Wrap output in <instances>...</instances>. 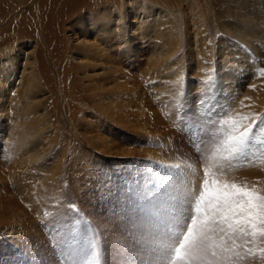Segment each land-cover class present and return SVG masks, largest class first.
<instances>
[{
  "label": "rangeland",
  "instance_id": "374dc122",
  "mask_svg": "<svg viewBox=\"0 0 264 264\" xmlns=\"http://www.w3.org/2000/svg\"><path fill=\"white\" fill-rule=\"evenodd\" d=\"M35 1L0 0V12L28 14ZM190 1L157 0L181 39L172 58L185 69L187 105L195 113L176 114L179 96L156 93L159 84L167 89L156 74L162 49L160 40L153 45L157 38L144 39L138 60L124 62L123 54L115 59L129 68L143 96L121 111L122 120L109 121L115 130L105 134L120 135L114 136L117 143L108 139L114 142L110 151L99 148L90 126L78 124L80 95L59 80L57 60L48 61L56 46L33 48L35 60L32 47L24 46L29 55L21 63L35 61L38 69V60L47 58L49 84L42 83L34 96L40 105L34 111L44 115L40 126L30 123L26 129L16 119H1L0 264H179L175 249L192 217L202 219L208 207L200 202L196 211L204 179L210 188L235 184L264 195V0ZM4 33L0 44L9 39L10 32ZM24 40L37 45L33 36ZM37 51L43 55L38 60ZM95 112L92 119L106 127L104 115ZM245 131L244 144H237L234 138ZM20 136L31 139L25 150L16 149ZM222 227L208 233L217 256L209 253L204 264H264V233L253 236L248 226L242 235Z\"/></svg>",
  "mask_w": 264,
  "mask_h": 264
},
{
  "label": "bare ground",
  "instance_id": "6f19581e",
  "mask_svg": "<svg viewBox=\"0 0 264 264\" xmlns=\"http://www.w3.org/2000/svg\"><path fill=\"white\" fill-rule=\"evenodd\" d=\"M35 2L28 14L25 12L18 13L20 9L14 10L12 14L0 12V27L5 25V27L0 29V34L4 35V32H10L9 39L4 44H0V134L3 133L5 126L1 124V119H4L3 117L6 118L7 122L16 119L18 125L20 127L25 126L26 129L30 123H36L37 126H40L44 117L40 111H34L40 106L34 96L42 83L49 84L45 78V74H50L45 66L47 58L43 61L38 60L43 55L41 51H37L38 69H35V61H31L26 65L25 63H21L20 60L22 61L29 55L24 48L26 45L32 47L30 48V54L33 56V60L36 59L32 50L33 48L37 49L38 46L42 48V44L49 48L53 47V45L56 46L55 51L51 49L47 54L50 57L48 61H53L54 58L57 60L54 61V69L58 72L59 80L64 81L63 85L69 83L68 87H71L72 91H77L78 95H80L77 97L78 101H75V104H77L76 102L79 104L75 111L78 124L80 127L82 125L90 126L91 130H94L95 133L92 134V137L98 138L96 142L99 144L100 149L110 151L111 147H114L110 143H117V141H114V136L116 138L120 137V135H116L119 134L117 132L113 138L110 137L113 134L111 131L115 129L111 127L112 123L109 121L114 120L115 122L117 118H124V114L121 111L125 110L126 107L128 110L131 109V102H137L142 99L143 95H141V92L136 91V87L139 86L132 84L137 81L130 75L129 68L122 67L121 62L115 59L120 54H123L124 56L120 59H123L124 62L138 60L135 53L141 55V52H145L140 51L141 45L144 46L145 44L144 39L156 40L157 38L158 41L156 43L153 41L155 49L160 40L159 49H162V52L159 53L161 54V58L159 57L160 62L156 59L159 66V69L157 68L158 73L156 74L161 79L160 82L166 84L167 89H162L161 91L160 88H163L164 85L162 84V87H158L159 84L157 87L154 86L156 93L161 94V92L165 93L168 91V94L173 97L179 96V102H177L179 109H176V114H180L182 109H188V115L195 113V107L187 105V90L184 88L185 69L180 66L179 62L175 64V60L172 58L173 52L181 44V39L171 25L170 16L169 19L168 14H165L164 8L158 4L157 0H38ZM141 13L142 19H139ZM160 19L162 20L158 21ZM245 27L249 28V23ZM15 31L17 32L15 33ZM63 33H65V36H63V39H60ZM145 35L152 36L146 38ZM26 36L35 37L37 45L32 44L29 40H24ZM165 46L171 48H169L171 53H165ZM158 51L160 52V50ZM163 64L167 71L164 70L165 72L162 71L164 73L161 74V66ZM26 66L27 69L25 68ZM28 69L30 71H27ZM100 78L104 79L98 84L97 80ZM67 81L69 82L67 83ZM60 85L63 86L62 83ZM129 85H131L132 91L128 88ZM64 89L68 88L65 87ZM77 92H75V95ZM88 100L93 102V104L96 103V107L88 103ZM181 101L183 104H180ZM124 102L125 105L122 104ZM72 103L74 104V100H72ZM97 103L101 106H98L99 104L97 105ZM89 109L93 110L94 114H96L95 111L102 113V118L104 115L105 118L102 120H107L105 121L107 122L106 127L104 123H98L97 117L94 118L95 120L92 119L94 115L88 111ZM135 112L137 111L135 110ZM33 116L34 118H32ZM125 118L127 119L126 116ZM37 126L35 127L36 129H38ZM106 131L110 132L111 135L109 133L106 135ZM54 135L50 136L54 137ZM27 137L20 136L16 145L17 150L26 149L31 140ZM108 139L114 142H109ZM53 141L55 140H49L50 143H53ZM148 155L154 160L167 162V159H164L157 152L148 151Z\"/></svg>",
  "mask_w": 264,
  "mask_h": 264
},
{
  "label": "snow or ice",
  "instance_id": "6c2138e0",
  "mask_svg": "<svg viewBox=\"0 0 264 264\" xmlns=\"http://www.w3.org/2000/svg\"><path fill=\"white\" fill-rule=\"evenodd\" d=\"M247 135V131L240 137H235L237 144H241ZM213 184L216 181L212 182ZM200 202L207 204L203 218L192 217V222L184 234L179 247L175 249V260L179 264H204L206 257L217 256L216 245L209 244L208 233L215 225L220 231L225 229L223 225L232 231H237L242 235H247V227H251L252 235L257 231L264 233V195H256L235 184L229 188L223 187L210 188L209 180L203 181V190L200 192L196 211L201 212ZM222 251L228 249L221 246Z\"/></svg>",
  "mask_w": 264,
  "mask_h": 264
}]
</instances>
